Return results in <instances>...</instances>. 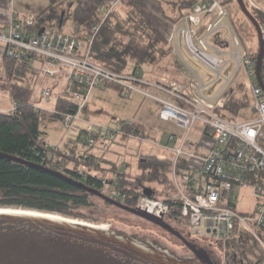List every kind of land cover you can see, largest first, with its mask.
Returning <instances> with one entry per match:
<instances>
[{
    "label": "built area",
    "instance_id": "2783aa9c",
    "mask_svg": "<svg viewBox=\"0 0 264 264\" xmlns=\"http://www.w3.org/2000/svg\"><path fill=\"white\" fill-rule=\"evenodd\" d=\"M247 1L251 8L259 9L252 0ZM179 24L180 31L174 36V44L170 43L181 56V62L188 68L180 51V35L186 50L216 75V81L221 80L222 87L212 95L206 94L204 82L189 68L188 93L175 81L167 86L149 84L178 100L180 105L177 106L137 88L135 83L147 84L144 81L114 74L91 62L90 51L98 28L93 29L91 36L82 39L56 29H44L40 35L36 17L30 15L24 21L12 20L0 30V43L4 45L2 53L5 57L40 77L39 110H46L44 104L54 101L52 109L46 111L56 114L58 99L63 97L77 102L80 111L91 92L106 83H114L131 93L162 103L160 119L186 130L181 147L175 151L170 172L172 187L178 196L162 201L143 195L136 209L163 219L173 209L180 219L188 223L194 238L226 245L236 241L240 227L244 226L255 236L256 229L264 230V90L257 80V56L240 47L242 41L222 0H199ZM261 29L264 38V25ZM224 57L228 58L227 61ZM224 71L230 72L229 76H224ZM241 71L249 83L250 102L239 110L237 119L227 121L217 111L224 108L235 87L232 86L233 79ZM17 109V102L12 101L10 109L0 108V115H16ZM78 112L61 116L65 129L73 127ZM244 113H249L251 118L243 120L241 115ZM198 122L202 125L200 140L190 142L189 137ZM96 128H88L89 137L81 138L88 147L96 144L92 137L94 132L107 139L104 146L108 147L121 135L122 126L118 125L116 129ZM133 140L143 138L133 132L128 136L118 158V172L127 167L129 146ZM174 140L171 136L169 142ZM185 146L190 148L189 153H184ZM183 157L187 162L180 165ZM192 159L202 162L201 171L191 166ZM197 172L199 178L195 177ZM108 181L104 184L107 185ZM110 181L115 185L109 187V197L118 201L121 194L116 187L117 176L114 175ZM247 189L258 201L250 216L238 212L234 204L239 200L241 190Z\"/></svg>",
    "mask_w": 264,
    "mask_h": 264
},
{
    "label": "trees",
    "instance_id": "16d2710c",
    "mask_svg": "<svg viewBox=\"0 0 264 264\" xmlns=\"http://www.w3.org/2000/svg\"><path fill=\"white\" fill-rule=\"evenodd\" d=\"M49 1V5L43 11L34 14L38 31L56 29L64 33L62 29L70 10L73 9V20L77 31L71 36L80 39L84 35L89 37L93 29L98 28L90 51L91 62L114 74L144 81L147 84L135 83L142 91L153 88L149 84L167 86L171 78L175 80L174 78L177 77L176 71L169 69L168 65L164 67V64L171 60L173 51L167 36L168 30L155 25L131 2L120 0V2L127 1V9L124 13L106 5L89 13L85 8L86 0ZM153 1L159 4L164 19L174 25L179 24L199 2V0H173L170 3L172 14H169L162 0ZM244 1L254 18L263 26L264 13L259 9L251 8L248 1ZM232 2L237 4V13L249 23L250 21L242 13L237 0H222L232 26L243 42L241 35L243 25H238L239 18L229 10V4ZM2 29L4 27H0V30ZM4 63L6 74L11 81L10 95L12 101L17 102L18 109L16 115H0V155L6 157H0V208L33 210L76 219L82 209L95 210L97 205L93 199H100L85 188L109 196V187L115 185V182L110 181L114 175L117 176L116 187L121 194L118 201L129 208L136 209L144 188L152 187L153 184L172 186L170 172L173 159L142 153V150L136 155L137 173L132 174L127 167L118 172V162L114 157L119 158L131 132L143 138L145 134L143 124L123 121L120 124L121 135L117 136L108 147L104 146L107 139L98 132L92 133L96 144L88 147L83 143L86 147L83 150L72 147L69 142L57 146L47 143L42 125L61 120L63 114H76L79 111L78 103L60 97L56 104V114L51 115L46 110H39L37 105L41 103L36 91L41 81L40 77L32 75L15 60L5 57ZM147 67L157 69L154 76L153 72H146ZM143 68L147 69L140 73ZM261 78L264 84V60L261 66ZM103 86L115 89L127 98L131 95L127 89L114 83H106ZM249 102L239 98L236 88H233L224 108L218 110L217 114L224 120L234 121L238 117L239 110ZM85 132L88 133L87 130ZM12 159H20L34 166ZM106 180H109L107 185L104 184ZM80 184L85 188L80 187ZM103 202L106 206L114 207ZM167 218L183 222L173 209ZM184 224L189 226L186 222ZM236 243V241L229 242V244Z\"/></svg>",
    "mask_w": 264,
    "mask_h": 264
},
{
    "label": "rangeland",
    "instance_id": "374dc122",
    "mask_svg": "<svg viewBox=\"0 0 264 264\" xmlns=\"http://www.w3.org/2000/svg\"><path fill=\"white\" fill-rule=\"evenodd\" d=\"M19 6H26L28 8H35V11H25L23 12L24 17H20L19 14L16 16L17 21H24L30 15H34L39 12L41 9L49 5V0H14ZM71 1V0H69ZM130 2V0H127ZM127 1L113 3L115 9H118L121 12H126L127 9ZM165 5V9H167L169 14H172V8L170 3L173 0H162ZM132 4L138 5L142 9V13L146 15L155 25L161 27L162 29L168 30L167 36L169 41L174 44V36L180 31V24L174 25L164 19L159 4L154 2L153 0H135L131 1ZM87 3V4H86ZM86 5H91L92 0H86ZM99 4V3H98ZM108 4V3H106ZM107 6V5H106ZM111 7V6H107ZM171 8V9H170ZM140 9V8H136ZM230 12L234 13L236 17L239 18L238 25L242 26L241 35L243 37V42L240 47L246 49L254 55H258L260 50V41L258 37V33L254 26H252L243 16L238 14L237 4L236 2H232L229 4ZM237 13V14H236ZM4 27V26H3ZM77 26L73 20V9L70 10L65 26L62 29V32L68 35L76 34ZM84 37H88L85 36ZM180 43V51L183 59L186 62L188 68L197 74L201 80L204 82L206 94L212 95L216 93L221 87L222 83L220 81H216V75L202 62L193 57L187 50L182 40V36H179ZM172 47V45H171ZM4 49V45L0 43V108L2 109H10L12 106V98L10 95L11 92V81L9 80L6 70H5V56L1 53ZM242 49V48H241ZM173 50V48H172ZM228 58L224 57V60L227 61ZM170 67L169 69H173L177 72V77L174 78L176 81H188L191 76V71L181 62V56H179L174 50L172 51V57L167 64H164V67ZM38 66V65H37ZM163 67V68H164ZM148 68V67H147ZM147 68H143L140 70V73H143ZM146 72H153V76L157 69L148 68ZM230 72L224 71V76H229ZM35 75L34 73H31ZM167 77V76H166ZM237 83V84H236ZM235 85V87H234ZM189 86V85H188ZM232 86L236 88L237 95L244 102L250 101V87L248 80L245 79L243 72H238L233 79ZM190 88V87H189ZM94 91V90H93ZM91 94L88 96L87 100L83 103L80 111L78 112L77 120L74 122L73 127L71 129H65L62 125L61 120H56L55 122H46L42 125V130L46 134L45 139L50 145H62L66 142H69L72 147H79L81 150L86 148L83 145L82 139L88 138V133L85 132L88 128L95 129L97 126L116 129L119 123L125 121L124 112L127 114V110L134 113L135 108L131 109L130 107L133 105V100L136 98L129 96L128 98L118 93L117 90L112 88H103L102 90H98L95 94ZM101 91L102 93H100ZM39 93V91H36ZM99 92V93H98ZM148 93L149 96L159 95V98L172 103L173 105H180V102L170 95L165 93H159L154 88H149L144 91ZM116 95L117 99L116 100ZM92 96V97H91ZM142 103V109L139 111V119L143 121L147 127H145V134L143 136V140H133L129 146L128 156H127V168L132 173L135 174L138 172L137 165V157L138 152L143 150L142 153H158L161 157H167L174 160L176 157L175 151L181 147L182 141L185 137L186 130L181 126L169 122L163 121L160 119L158 113L156 114V109L159 108L160 103L155 101L150 97H144L140 101ZM52 102L49 104H44L48 108L52 107ZM249 105V103L247 104ZM52 109V108H50ZM52 115V113H51ZM251 117L249 113H245L242 116L243 120H249ZM97 129V128H96ZM202 129V125L198 122L191 135L189 137L190 142H198L200 137V131ZM82 139H80V136ZM175 137V140L169 142L170 137ZM169 142V143H168ZM121 150V148H120ZM190 148L185 146L184 153H189ZM114 159L118 162V157H114ZM180 165H185L187 161L184 160V157L180 161ZM191 166L196 171L202 170V162L196 159H192L190 162ZM199 173L195 174L196 178H199ZM154 191V198L167 201L176 196H178V192L176 189L170 185H159L153 184L152 187H149ZM97 208L93 209H82L77 215L78 218L71 219L67 218L71 221L82 222L89 225L104 227L103 229L109 228L112 231L122 232L127 236H135L138 239L147 240V242L152 243L153 241L156 244H160L161 247L169 250L170 253L174 254L181 251L182 243L179 240L166 232L162 228L156 226L155 224L137 217L131 213L123 211L117 207L106 206L101 199H93ZM236 205V209L241 214L252 215L256 210L258 201L252 196V191L250 189L241 190L240 198L237 201H234ZM22 210L17 208H0V210ZM58 216V215H56ZM60 217V216H59ZM65 218V217H64ZM185 222L183 221V226L188 228ZM204 231L205 226H204ZM256 235H253L251 231L245 230V227H240L239 237L236 238V244L227 243L224 245L226 248L220 247L221 245L211 244L210 242L202 240L199 238V241L202 242L203 245L208 246L212 251H214L218 256L221 252H224L225 249L232 250L235 249L238 252V257L244 259L245 261H253L255 259V254H259L260 252L264 253V230L256 229ZM243 239V240H242ZM205 242V243H204ZM238 244V245H237ZM179 257V255H178Z\"/></svg>",
    "mask_w": 264,
    "mask_h": 264
},
{
    "label": "water",
    "instance_id": "95a60500",
    "mask_svg": "<svg viewBox=\"0 0 264 264\" xmlns=\"http://www.w3.org/2000/svg\"><path fill=\"white\" fill-rule=\"evenodd\" d=\"M237 3L258 33L260 50L257 55L256 75L264 90L261 78V66L264 60L261 25L248 10L244 0H237ZM43 32L44 29L39 34ZM0 157L6 158L3 155ZM12 160L34 166L20 159ZM79 186L84 187L82 184ZM85 189L103 201L162 228L186 243L199 259L213 264L206 252L192 247L179 232L167 225L163 218H155L138 209L129 208L109 196ZM143 195L152 197L154 191L146 187ZM16 211H30L37 215L0 213V264H194L190 260H180L174 256L176 254L170 253L160 244L138 239L136 235L127 236L122 232L101 229L64 217V220L48 217L57 214L25 209Z\"/></svg>",
    "mask_w": 264,
    "mask_h": 264
},
{
    "label": "crops",
    "instance_id": "0c3cea01",
    "mask_svg": "<svg viewBox=\"0 0 264 264\" xmlns=\"http://www.w3.org/2000/svg\"><path fill=\"white\" fill-rule=\"evenodd\" d=\"M120 0H92V4L91 5H86L85 4V8H86V10L89 12V13H93V12H95L99 7H101L102 5H107V6H114V4L115 3H117V2H119ZM131 1H135V0H130V2ZM257 6H258V8L264 13V0H252ZM99 3V4H98ZM106 3H108V4H106ZM114 3V4H113ZM132 3V2H131ZM134 5V4H133ZM135 6V5H134ZM46 7H42V8H37V9H41V11H43L44 9H45ZM136 8H140V9H138V10H140L141 12H143L141 9V7H139L138 5H136ZM31 8H28V7H26V6H19V5H17L16 4V2L14 1V0H0V27H2L3 28V26H4V28L12 21V20H15L16 19V16H17V14H19V16L20 17H24L23 16V12H25V11H29ZM35 8H32V10H30V11H35L34 10ZM41 11H39L38 13H40ZM33 13H37V12H33ZM3 30V29H2ZM2 53V52H1ZM170 80V79H169ZM171 82L172 81H175V82H177V83H179V84H181V85H183L184 86V88H185V91L188 93V91H189V86H188V81H180V82H178V81H176V80H173L172 78H171V80H170ZM103 88H106V87H100V88H97V89H95L94 91H93V93H92V95L93 94H95V92H97L98 90H102L103 91ZM154 89H156V88H154ZM156 91L157 92H159V93H163V92H161V91H159V90H157L156 89ZM100 93H102L101 91H99ZM98 92V93H99ZM117 96L118 95H116V100H118L117 99ZM131 97H134V98H136L135 100H133V105L130 107L131 109H134L135 108V111H134V113H132V112H130V110H127V114H125V112H124V117H126L125 118V121H132V122H137V123H140V124H143L145 127H147L146 126V124L143 122V121H141L140 119H139V111L143 108L142 107V103L140 104V101L142 100V98L144 99V97L142 96V95H140L139 93H131V95H130ZM155 96V95H154ZM157 97H160L159 95H156ZM92 97V96H91ZM119 97V96H118ZM162 99V98H161ZM156 101V100H155ZM52 107L54 106V104H55V102L54 101H52ZM160 103V102H159ZM44 108L47 110V109H49L47 106H45L44 105ZM51 108V107H50ZM161 109H162V103H160V105H159V108L158 109H156V111H155V113L157 114L158 113V115H159V113H160V111H161ZM48 113H50V112H48ZM245 114V113H244ZM243 114V115H244ZM243 115H241V117L243 116ZM250 115V114H249ZM121 123H119V125H120ZM174 139H175V137H174ZM199 140H200V137H199ZM45 141H46V139H45ZM194 142V141H193ZM48 143V142H47ZM67 143V142H66ZM66 143H64V144H66ZM169 143V142H168ZM64 144H62V145H64ZM52 146H56V145H52ZM143 151V150H142ZM157 155H158V153H157Z\"/></svg>",
    "mask_w": 264,
    "mask_h": 264
},
{
    "label": "flooded vegetation",
    "instance_id": "af4514ba",
    "mask_svg": "<svg viewBox=\"0 0 264 264\" xmlns=\"http://www.w3.org/2000/svg\"><path fill=\"white\" fill-rule=\"evenodd\" d=\"M163 221L171 226L175 231L179 232L185 240L196 250L200 251L203 250L208 255L210 261L213 264H264V253L260 252L259 254H255V259L253 261H245L242 258L238 257V252L235 251V249L227 250L225 249L224 252H221L218 256L214 251H212L208 246L203 245L202 242L199 241V239H196L191 234V229L188 226L189 230L185 228L180 222H176L173 220H169L168 218H164ZM175 237V236H174ZM177 238V237H176ZM178 239V238H177ZM179 242L182 243L181 251L177 253V255H174L175 257H178L180 260H190L194 264H208L205 262V260L199 259L197 255L184 243L182 240L178 239ZM205 243V242H204ZM155 247H157L155 244H152ZM223 248H226L224 245L220 246ZM160 249V248H159ZM176 254V253H174Z\"/></svg>",
    "mask_w": 264,
    "mask_h": 264
},
{
    "label": "bare ground",
    "instance_id": "6f19581e",
    "mask_svg": "<svg viewBox=\"0 0 264 264\" xmlns=\"http://www.w3.org/2000/svg\"><path fill=\"white\" fill-rule=\"evenodd\" d=\"M2 212L3 213H13V214H26V215H32V216L37 215V213L30 212V211L23 212V211L5 210V209L3 210L2 209V210H0V213H2ZM48 217L51 218V219H54V220H64L63 217H61V216L59 217V216H56V215H49ZM98 228H104V227H98Z\"/></svg>",
    "mask_w": 264,
    "mask_h": 264
}]
</instances>
